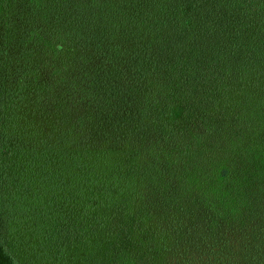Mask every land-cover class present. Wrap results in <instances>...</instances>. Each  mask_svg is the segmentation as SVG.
Returning a JSON list of instances; mask_svg holds the SVG:
<instances>
[{"label": "trees", "instance_id": "obj_1", "mask_svg": "<svg viewBox=\"0 0 264 264\" xmlns=\"http://www.w3.org/2000/svg\"><path fill=\"white\" fill-rule=\"evenodd\" d=\"M0 264H264V0H0Z\"/></svg>", "mask_w": 264, "mask_h": 264}]
</instances>
